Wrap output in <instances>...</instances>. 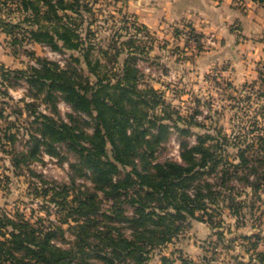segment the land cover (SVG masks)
Returning a JSON list of instances; mask_svg holds the SVG:
<instances>
[{
  "label": "trees",
  "instance_id": "1",
  "mask_svg": "<svg viewBox=\"0 0 264 264\" xmlns=\"http://www.w3.org/2000/svg\"><path fill=\"white\" fill-rule=\"evenodd\" d=\"M6 1L12 6L7 15L12 17L15 12L16 19L3 17ZM79 5L80 0H0V30L11 38L14 50L23 46L24 41H32L68 53L64 68L38 58L39 67L9 70L12 78L9 80L6 72L1 80H13L15 84L18 79L26 81L33 98H41L43 94L44 99L50 100L52 91L59 92L73 111L94 119L95 126L91 133H85L77 127L72 115L70 123L58 122L39 111L30 120L33 127L24 139L28 145L26 153L15 147L17 137L10 120L6 126L0 123V147L21 153L15 161L17 165L35 156L42 144L48 146L49 152L57 153L54 142L61 140L91 174L93 188L106 195L116 193L120 205L111 213L99 214L94 192L76 194L68 204L65 197L59 199V185L40 187L34 183L37 194L47 196L51 190L45 201L54 206L57 217L45 220L39 217L38 222H32L21 213L11 217L0 208V264H146L148 250L170 240L172 232L178 229L171 218L183 212L194 216L195 209L204 210L208 199L212 201L219 194L231 199L230 207L237 212L231 182H245L254 193L264 182V125L259 122L260 118L264 122V100L251 107L232 136L220 131L197 133L195 144L189 145L182 139L180 161L165 159L150 163L148 156L154 151L150 146L158 135L148 134L149 128L143 125L146 114L139 105L146 103V97L155 98L157 92L151 86L138 87L139 71L132 55H127L117 71H113L115 81L109 72H100L105 65L98 56L91 58L95 43L89 39L90 29L85 34L77 27ZM190 29L194 32L192 26ZM113 50L116 62L121 50ZM101 53L104 57L111 56L109 51ZM79 64H85L94 76L93 81L80 72ZM263 78L264 73L260 72L259 80ZM7 99H11L9 94ZM8 105V100L0 102V119L5 118ZM35 105L34 101H25L31 112L35 111ZM158 118L147 121L159 131H166L167 125ZM177 128L180 134L190 132L189 128ZM231 144L237 149L233 157L227 150ZM205 174L215 176V183L223 192L214 191L211 182L200 178ZM122 203L130 205V214L124 212ZM62 210L67 212L59 217ZM64 223H68L71 235L67 242ZM256 255L258 262L264 264V251H256ZM160 259L165 261L167 257L162 255ZM203 259L207 261L206 256ZM187 263L198 264L192 260Z\"/></svg>",
  "mask_w": 264,
  "mask_h": 264
},
{
  "label": "rangeland",
  "instance_id": "2",
  "mask_svg": "<svg viewBox=\"0 0 264 264\" xmlns=\"http://www.w3.org/2000/svg\"><path fill=\"white\" fill-rule=\"evenodd\" d=\"M127 2L80 0L76 22L83 33L91 31L89 39L95 43L91 58L98 56L105 65L100 72H109L115 81L113 71H117L127 55H132L139 71L138 87L151 86L156 90L155 98L146 97L147 104L139 105L146 114L143 125L149 128L148 134L158 135L150 146L154 149L148 156L150 163L165 159L180 161L182 139L189 145L195 144L197 133L220 131L232 136L251 107L264 100L261 96L264 80H259L260 72L264 73V3L247 6L242 1V9L247 8L251 13L241 21L235 19L230 24L206 29L192 26L194 32H191V24L184 21L171 30L156 33L143 29L135 14L125 10ZM4 6L7 9L3 10V17L16 19L15 12L12 17L7 15L12 6L7 1ZM23 43L14 50L11 38L0 30V102L8 100L10 104L5 107V118L0 119V123L6 126L10 120L14 124L11 129L16 133V149L26 153L28 145L24 144V139L33 127L30 120L39 111L58 122L70 123L72 115L77 127L91 133L94 119L73 111L59 92L52 91L50 100L44 99L43 94L41 98H33L26 81L18 79L16 84L9 81L12 78L9 70H28L30 65L39 67L38 58L54 61L62 68L67 62V52H59L47 44ZM113 49L121 50L116 62ZM101 50L109 51L111 56L104 57ZM80 66V72L93 81L94 76L89 74L85 64ZM6 72L9 80H1ZM8 94L11 99H7ZM25 101H34L35 111H29ZM156 117L167 125L166 131H159L147 121ZM259 122L264 125L263 119ZM177 127L189 128L190 132L180 134ZM146 137L151 138V135ZM5 143L9 148L8 142ZM54 146L57 153L49 152L48 146L42 144L35 156L17 165L15 161L21 153L14 154L0 147V208L11 217L21 213L32 222H38L39 217L56 219L54 206L45 201L51 190L47 196L40 195L35 192L36 185H59V199L65 197L68 204L76 194L94 192L99 214L111 213L120 205L116 193L106 195L93 188L91 174L63 141H55ZM227 150L233 157L236 145H229ZM200 178L211 182L214 191L223 192L212 174ZM231 184L237 212L230 207L231 199L219 194L212 201L208 199L204 210L195 209L194 216L183 212L171 218L178 229L172 232L170 240L148 250L146 264H188L189 260L198 264H260L256 251H264V182L256 193L245 182L232 181ZM122 206L125 213H131L129 204L122 203ZM59 207L61 209L60 204ZM66 212L59 211V217ZM62 227L67 242L71 238L68 223ZM162 255L167 257L165 261H161Z\"/></svg>",
  "mask_w": 264,
  "mask_h": 264
},
{
  "label": "crops",
  "instance_id": "3",
  "mask_svg": "<svg viewBox=\"0 0 264 264\" xmlns=\"http://www.w3.org/2000/svg\"><path fill=\"white\" fill-rule=\"evenodd\" d=\"M252 0H128L125 10L133 12L137 20L152 32L171 30L181 22L199 29L230 24L244 20L251 10ZM254 6V5H253Z\"/></svg>",
  "mask_w": 264,
  "mask_h": 264
}]
</instances>
